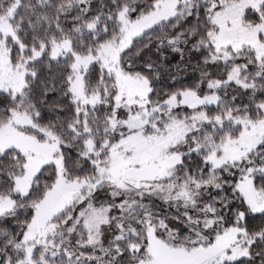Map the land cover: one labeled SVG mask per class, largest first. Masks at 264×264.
<instances>
[{"label": "snow or ice", "instance_id": "snow-or-ice-1", "mask_svg": "<svg viewBox=\"0 0 264 264\" xmlns=\"http://www.w3.org/2000/svg\"><path fill=\"white\" fill-rule=\"evenodd\" d=\"M0 264H264V0H0Z\"/></svg>", "mask_w": 264, "mask_h": 264}]
</instances>
